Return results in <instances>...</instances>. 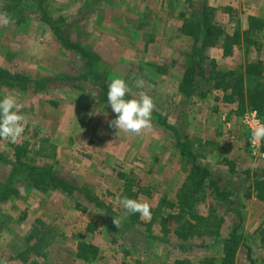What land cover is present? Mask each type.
I'll list each match as a JSON object with an SVG mask.
<instances>
[{"label":"rangeland","instance_id":"1","mask_svg":"<svg viewBox=\"0 0 264 264\" xmlns=\"http://www.w3.org/2000/svg\"><path fill=\"white\" fill-rule=\"evenodd\" d=\"M251 1L264 8V0L206 3L211 22L222 35L205 53L218 58L220 69L229 64L237 68L247 58L264 60V33L253 36L258 21L250 24L244 15ZM200 2L0 0V13L10 19L7 26L0 25V70L24 76L23 84L0 81V99L16 95L28 117L25 132L15 143L0 139V184L20 186L18 196L0 205V264H26L28 257L38 258L36 264H171L176 258L197 264L205 257L218 258L222 239L240 221L245 247L239 246L236 264H264V204L254 194L244 196L254 175L264 170V140L251 146V128L243 120L247 111L239 113L236 102L224 99L222 91L213 90L203 99L194 96L195 102L187 105L175 84L193 62L196 43L190 37L166 39V3L172 13L190 17L193 11L189 25L195 30ZM135 14L140 17L131 18ZM236 30L243 41L242 31L252 32L248 37L257 43L241 42L231 47H238L237 53L220 56L221 38ZM114 76L128 82L131 92L126 98L140 91L153 98L150 132L126 134L109 126L116 116L107 103ZM138 80L144 81L143 88L136 87ZM187 106L189 111L195 107L194 127L186 120ZM259 119L264 122V115ZM33 120L38 121L35 128ZM187 131L194 160L181 155L176 146ZM196 144L199 150L193 149ZM193 164L205 167L215 186L226 192L216 198L207 177L206 198L197 207L199 214L214 210L221 216L219 234L182 241L160 233L158 216L140 217L149 228L125 216L116 196L131 193L152 208L163 201L167 213ZM47 167L77 188L74 196L60 188L46 192L27 188L35 169ZM37 216L48 224L52 236L45 234L44 241L24 253V237L39 227ZM121 216L125 218L117 228L113 217ZM91 223L95 229L86 230ZM168 223L174 225L172 220ZM81 240L97 246L96 258L76 257Z\"/></svg>","mask_w":264,"mask_h":264},{"label":"trees","instance_id":"2","mask_svg":"<svg viewBox=\"0 0 264 264\" xmlns=\"http://www.w3.org/2000/svg\"><path fill=\"white\" fill-rule=\"evenodd\" d=\"M203 19L196 24V29L192 30L195 35V43L198 51L199 61L197 64L186 66L182 79L179 82L178 89L181 93L190 96L195 91L199 97H205L212 89H219L224 93V99L236 102L237 111L243 112L247 110H256L259 114L264 115V63L262 61H249L245 65H239L237 68L220 69L216 60L210 58L205 53V49L209 44H215L220 38L222 32L211 22V18L207 9L202 10ZM250 24L252 18H250ZM250 31H242L241 35L245 38L240 39L238 30L232 34H224L222 37V48L224 54H228L233 45H239L241 42L256 44V41L248 37ZM24 76L20 73H10L6 70H0V81H8L12 84L22 83ZM26 79V78H25ZM173 130V129H172ZM177 136L178 133L174 131ZM185 136V135H183ZM189 140V141H188ZM193 139L185 136L184 140H177L176 146L179 148L181 155L190 156L194 160V154L191 148ZM191 144V145H190ZM203 144H205L203 142ZM122 175V173H120ZM209 178V186H215L217 183L210 178L207 169L199 164L192 165V171L189 173L175 192L174 199L169 202V211L166 213L163 201L155 208L151 207L152 218L159 217L160 233L163 236L173 234L177 239L182 241L201 238L203 236H214L219 234L223 219L218 216L214 210L206 215L197 212L198 204L205 200L206 194L203 190L205 179ZM27 188H36L41 192H46L48 188H60L65 193L74 196L77 188L70 186L67 181L54 175L50 168H36L29 176ZM20 186L17 184H0V205L20 194ZM216 198L224 196L225 191H220L217 186L213 188ZM254 196L264 204V170L261 174H255L252 184L248 191L244 193L245 197ZM87 197V196H86ZM130 198L136 199L134 193L129 195ZM91 198V197H90ZM89 199V198H88ZM79 207V204H74ZM129 219L137 224L150 227V223L140 220L139 213L129 214ZM172 220L174 225L170 226L168 221ZM36 226L32 228L24 237V253L32 250L35 245L46 237L52 236L51 231L46 228L47 223L41 218L35 220ZM146 223V224H145ZM93 223L86 226V230L93 231ZM241 221L233 225L230 233L222 239L221 255L216 257H205L197 264H236V254L240 245L244 246L240 235ZM264 237V236H263ZM163 238V237H162ZM245 247V246H244ZM247 249V258L252 262L251 250ZM98 248L91 242L78 241L76 244V257L90 260L96 258ZM24 258V256L22 257ZM171 264H190L189 260L174 259Z\"/></svg>","mask_w":264,"mask_h":264},{"label":"clouds","instance_id":"3","mask_svg":"<svg viewBox=\"0 0 264 264\" xmlns=\"http://www.w3.org/2000/svg\"><path fill=\"white\" fill-rule=\"evenodd\" d=\"M9 23L8 14L0 13V25L7 26ZM136 87L143 88L144 81L138 80ZM130 92L129 84L123 77L111 78L107 89V103L116 116L115 119L108 121L109 126L126 134L141 135L150 132L153 128L152 112L155 109V102L145 91L126 98ZM23 107V103L14 94H7L0 99V139L15 143L23 136L28 126V117L22 113ZM31 124L35 128L38 121L33 120ZM251 138L254 143L264 140V122L256 121L255 126L251 128ZM116 200L125 210V216L139 213L141 218L151 219L152 206L147 200L134 199L126 195H117ZM125 216L113 217V223L117 228Z\"/></svg>","mask_w":264,"mask_h":264},{"label":"crops","instance_id":"4","mask_svg":"<svg viewBox=\"0 0 264 264\" xmlns=\"http://www.w3.org/2000/svg\"><path fill=\"white\" fill-rule=\"evenodd\" d=\"M214 0H208L206 3L208 4V5H210V6H212L213 5V2ZM237 2H238V0H237ZM176 3H178V2H176ZM205 3V0H202V2H200V5H199V8H200V10H197L196 12H198V13H200V15L201 16H198V19H197V21H201L202 19H203V14H202V10L203 9H205V7L207 6V4ZM239 3V2H238ZM196 4H199V2H197ZM188 5H190V3H188ZM248 6H252L251 8H248V13L247 14H244V15H247V19L249 18V21H250V18H252V21H254V20H257L258 22V25H259V27L256 29V30H258V31H255V33L253 34L252 32H250V33H252V35L254 36V35H256V34H258V32H260V33H264V8H261V6L256 2V1H251V2H249V4H248ZM253 8V9H252ZM142 11V10H141ZM143 12V11H142ZM191 13L193 14V11H191ZM192 14H190V17L188 16V13H182V12H177V13H172V11H170V8H168V4L166 3V39H174V38H176L175 40L177 41V40H179V39H184V37H187V38H192L193 39V41H194V39H195V35H193V33H192V30H191V28H190V18H192L193 16H191ZM197 14V13H196ZM142 15V14H141ZM147 15H149V16H151L150 14H148L147 13ZM194 15V14H193ZM125 17V16H124ZM134 17H140V15H137V14H135V16H131V18H134ZM173 23V27H172V24ZM174 23H177L178 25H176V27H175V30H173L172 28H174ZM222 39V38H221ZM254 40V39H253ZM255 41V40H254ZM195 42V41H194ZM257 43V42H256ZM199 45V42H197L196 43V45L195 46H198ZM235 47V46H234ZM238 47H236V49L235 48H233L234 50H232V51H234V52H236V50H238L237 49ZM222 51H223V48H222V50H221V54H220V56H225V55H223L224 54V52L222 53ZM233 52V53H234ZM237 53V52H236ZM191 55L193 56V58H194V60H193V62L191 63V64H197L198 63V61H199V58H198V51L194 48V51L193 52H191ZM209 55V54H208ZM228 56V55H227ZM233 56V55H232ZM210 58H212V59H214V60H217L218 58H216V57H213V56H211L210 55ZM257 59H250V58H247L243 63H244V65L247 63V62H249V61H256ZM259 61H262L263 63H264V60L263 59H258ZM217 62V61H216ZM218 63V62H217ZM191 64H189V65H191ZM236 66L235 65H231V64H229V66H228V68L227 69H232V68H235ZM167 76H169L170 77V74L168 75V74H166ZM182 78V77H181ZM181 78L179 79V80H177V81H175V84H176V86H177V91H178V93H179V99L180 100H183V104H193V103H191V102H195L194 100V98H192V97H198V99H203V98H205V97H207L208 95H209V93L211 92V91H215V90H217V91H221V90H219V89H212L210 92H208V94L205 96V97H199V95L197 94V92L195 91L193 94H191L190 96H188V95H185V94H183V93H181L180 91H179V89H178V85H179V82H180V80H181ZM223 92V91H222ZM187 108H188V106H187ZM195 114H196V112H195V107H193L192 108V110H190L189 111V108H188V111H187V115H188V117H187V121L188 122H190V123H192L191 122V120L194 118H196V116H195ZM167 124V123H166ZM193 124V127H194V125H195V123H192ZM184 134H186L187 136H188V134H189V132L187 131V132H185ZM191 134H193V133H191ZM196 138H198V137H196ZM195 138V139H196ZM203 143V142H202ZM194 150L196 149V150H199L200 149V146L199 145H195V147L193 148ZM38 217L39 216H37V218L36 219H38ZM45 222V221H44ZM36 225V224H35ZM39 228V227H38ZM46 228H48L49 230H50V228H49V226H48V224H47V227ZM52 234V233H51ZM51 237V236H50ZM29 254V253H28ZM36 255L37 254H33V256L34 257H36ZM31 259H33V258H31ZM31 259L28 257V262H26V264H28V263H30V264H36L37 262H36V259L38 260V258H35V260H32L31 261ZM25 263V262H24ZM38 264H41V263H39L38 262ZM48 264H52V263H48Z\"/></svg>","mask_w":264,"mask_h":264},{"label":"built area","instance_id":"5","mask_svg":"<svg viewBox=\"0 0 264 264\" xmlns=\"http://www.w3.org/2000/svg\"><path fill=\"white\" fill-rule=\"evenodd\" d=\"M244 122L249 125L250 128H252L253 126H255V123L257 120L260 121L259 119V113L256 110H247V112L245 113L244 117H243ZM249 142L251 143L252 147L257 146L258 143H254L252 141V138L250 137Z\"/></svg>","mask_w":264,"mask_h":264}]
</instances>
